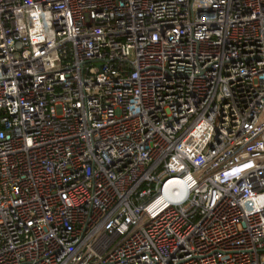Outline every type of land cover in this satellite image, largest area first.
<instances>
[{
    "label": "built area",
    "instance_id": "2783aa9c",
    "mask_svg": "<svg viewBox=\"0 0 264 264\" xmlns=\"http://www.w3.org/2000/svg\"><path fill=\"white\" fill-rule=\"evenodd\" d=\"M0 264H264V0H0Z\"/></svg>",
    "mask_w": 264,
    "mask_h": 264
}]
</instances>
